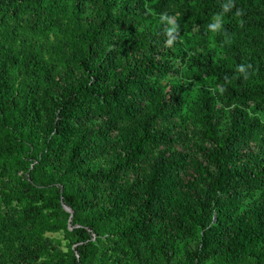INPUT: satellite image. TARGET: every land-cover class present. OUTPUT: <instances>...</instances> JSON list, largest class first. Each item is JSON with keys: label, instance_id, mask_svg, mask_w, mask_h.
Returning <instances> with one entry per match:
<instances>
[{"label": "trees", "instance_id": "1", "mask_svg": "<svg viewBox=\"0 0 264 264\" xmlns=\"http://www.w3.org/2000/svg\"><path fill=\"white\" fill-rule=\"evenodd\" d=\"M0 264H264V0H0Z\"/></svg>", "mask_w": 264, "mask_h": 264}, {"label": "water", "instance_id": "2", "mask_svg": "<svg viewBox=\"0 0 264 264\" xmlns=\"http://www.w3.org/2000/svg\"><path fill=\"white\" fill-rule=\"evenodd\" d=\"M63 207H64L65 210H67V211H69L70 213H72V210H71L68 206L63 205Z\"/></svg>", "mask_w": 264, "mask_h": 264}]
</instances>
